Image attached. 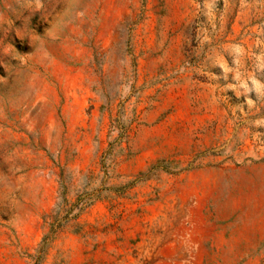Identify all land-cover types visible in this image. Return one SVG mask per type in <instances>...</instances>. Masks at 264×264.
<instances>
[{
    "label": "rangeland",
    "instance_id": "obj_1",
    "mask_svg": "<svg viewBox=\"0 0 264 264\" xmlns=\"http://www.w3.org/2000/svg\"><path fill=\"white\" fill-rule=\"evenodd\" d=\"M0 264H264V0H0Z\"/></svg>",
    "mask_w": 264,
    "mask_h": 264
}]
</instances>
